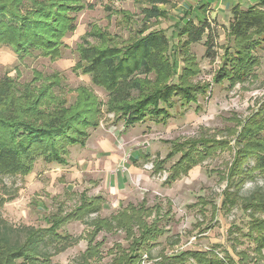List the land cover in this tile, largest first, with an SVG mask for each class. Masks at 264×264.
Listing matches in <instances>:
<instances>
[{"label":"rangeland","instance_id":"obj_1","mask_svg":"<svg viewBox=\"0 0 264 264\" xmlns=\"http://www.w3.org/2000/svg\"><path fill=\"white\" fill-rule=\"evenodd\" d=\"M84 2L88 8L76 15V30L66 36L61 58L51 60L38 51L21 58L11 47H0V81L14 80L21 93L26 85L49 86L48 97L43 101L48 108L74 104L78 91L83 87L105 103L108 94L93 85L90 76L77 70L80 59L77 50L84 39L92 45H99L101 39L92 36V33L99 32L101 36H108L109 45L126 47L138 38L141 30H145V33L162 30L169 36L170 45L177 48L173 53L178 63L176 73L178 76L183 73L189 63L186 57L194 58L201 71L190 81L203 85L205 95L199 96L198 103L185 107L181 106L180 97H177L171 109L172 116L166 122L156 123L147 119L143 124L126 130L122 129L125 127L122 121L115 120V113L107 112L103 107L99 127L90 130V133L95 130L99 132L91 141L87 138V146H74L76 151L74 149L73 152L74 147L70 149L67 165L46 164L41 159L26 177L0 175V233L5 234L12 243H23L28 227H49V218L72 212L81 205L83 198L92 204L99 199V213H88L84 221L72 220L60 227L61 233L69 234L74 240L73 245L64 252L56 253L48 238L39 242V249L51 258L44 264H84L82 256L96 230L92 222L101 218L111 221L130 204L139 206L146 201L147 207L154 211L161 210L160 220L156 222L163 231L151 245L144 246L140 251L142 257L137 264H163L166 258L191 250L214 252L219 257L230 255L235 264H264V252L259 254L256 251L258 243L251 235L252 238L247 236L251 233L250 220L254 210L244 205L250 200L264 197V174L254 171L247 178L242 174L229 176L240 148V130L247 118L260 110L264 101V46L254 53L260 64L253 77L234 86L228 81L218 85L215 74L222 66L229 32L221 21H210V28H215L214 47L217 55L214 60L206 56V37L199 44L182 45L179 42L180 45L175 46L178 42L173 36L176 26L186 19V10H180L183 4L191 9L193 7L188 0H169L167 6L159 7L165 10L164 15L149 21L144 18L143 9L152 7L150 0ZM193 21L197 24L199 20ZM63 101L65 103H61ZM113 126H117V132L110 131ZM111 136L116 139V147L124 157H129L135 150H143L146 143L149 155L148 160L138 161V166L144 171L143 178L131 176V183L115 193L104 187L98 171L86 174L80 169L87 157L88 162L96 164L97 157L102 155L94 152L97 145L95 138L107 139ZM202 138L224 142L215 155L170 185L166 179L173 163L181 157L180 153L166 161L164 171L155 173L153 163L159 159L165 160L173 143ZM130 158L129 163L132 161ZM248 163L247 166L255 168L254 159L251 158ZM122 167L126 173L128 167ZM157 211L152 217H147L149 222L155 218ZM256 216L264 219V214ZM107 230L94 235L93 245H98V253L90 259L89 264H112L117 246L121 245L125 250L130 246L132 241L123 229L116 227ZM170 261L168 259L167 262Z\"/></svg>","mask_w":264,"mask_h":264},{"label":"trees","instance_id":"obj_2","mask_svg":"<svg viewBox=\"0 0 264 264\" xmlns=\"http://www.w3.org/2000/svg\"><path fill=\"white\" fill-rule=\"evenodd\" d=\"M261 1L247 9L240 5L232 8V18L227 27L228 46H225L222 66L215 74L218 85L228 81L234 86L254 76L260 64L254 53L264 46V0ZM168 3L169 0H150L152 7L143 9L144 18L149 21L164 15L165 10L159 7ZM87 8L84 0H0V47H11L21 58L38 51L45 58L59 59L66 36L76 30V15ZM210 27L211 23L206 18L198 24L192 19H184L173 34L178 39L175 46L199 44L206 37V56L214 60L217 55L215 28ZM92 34L101 42L92 45L85 38L77 50L80 59L76 66L78 71L91 77L93 85L108 94L107 102H102L83 87L78 91L74 104L48 108L43 101L48 97L49 86L26 85L21 93L14 80L0 81V175L26 177L41 159L46 164L67 165L70 149L77 145L83 147L90 130L99 127L103 107L107 112L115 113V120L122 121L128 129L143 124L147 119L156 123L166 122L172 116L171 109L177 97H180L181 106L185 107L198 103L199 96L205 95L203 85L190 81L201 71L194 58L186 57L189 63L183 73L179 76L176 73L178 63L173 53L177 48L170 45L171 40L164 31L145 33L141 30L138 38L126 47L109 45L108 36H101L99 32ZM247 119L239 133L240 148L229 176L242 174L247 178L254 171L264 174V101L260 110ZM218 141L202 138L171 143L172 149L166 159L153 163L154 171L157 174L164 171L166 161L180 153L181 157L173 163L166 179L170 185L215 155L224 142ZM145 158L148 159V156ZM251 158L255 161V168L247 166ZM100 204L99 199L92 204L83 198L81 205L72 212L49 218V227H28L23 243H12L0 233V264L49 262L50 255L39 249V242L48 238L56 253L64 252L74 240L69 234L61 233L60 227L72 220L84 221L88 213H99ZM244 205L254 210L250 220L251 233L247 236H252L258 243L256 251L262 255L264 219L260 220L256 214H264V197ZM160 211L151 222L147 217L153 216L154 211L145 206L123 210L111 221L95 219L92 223L96 230L82 256L84 264H89L98 253V245H93L94 235L103 229L111 231L116 227L123 229L132 242L126 250L121 245L117 246L112 264H137L142 257L140 251L144 246L151 245L163 231L156 222L160 220ZM168 259L171 261L167 262ZM163 264H235V261L230 255L219 257L214 252L191 250L168 257Z\"/></svg>","mask_w":264,"mask_h":264},{"label":"crops","instance_id":"obj_3","mask_svg":"<svg viewBox=\"0 0 264 264\" xmlns=\"http://www.w3.org/2000/svg\"><path fill=\"white\" fill-rule=\"evenodd\" d=\"M188 1L189 3L193 4V7L191 6L192 9L189 6L183 4V9L180 10V12H183L184 10H186L185 18L192 19V20L198 19L199 21L205 18L208 19L209 21H213V20L221 21L223 25L226 27H228V24L232 18L231 10L236 5H240L241 8L247 9L250 7L257 6V4L262 3L261 0H188ZM122 129L126 130L127 128L123 126ZM97 132L99 131H96V130L91 131L88 141H91L92 140L91 138H94ZM111 138L114 139L113 136H111ZM111 138L104 139L102 137H99V138L96 137L95 143L97 145H95L96 150L94 152L97 155L98 154H102V155H100V157H97V159L95 156V159L97 161L96 164L95 162L92 163V161L88 162V157H87L86 158L87 160L83 162V164L85 165L81 166L82 168L80 167V169H82V171H86L85 172L86 174H90L91 172H93V170L95 172L98 171L99 176L103 178V182L105 184L104 187L107 189H110L111 192L115 193L121 188H124L126 184L131 183L130 182V180L132 179L131 176H136V178H143L144 171L138 165H139L140 160L141 159L144 160L146 156H148V159H149V155H148V152L146 151L148 149V146L146 143L145 146H143V150H135V153L129 156V158L132 157L131 163H129V159L127 163H124V160L127 158V156L124 157V154L120 153V151L118 150V147H116V139L111 140ZM74 149L76 151V148L74 147L71 150V152H73ZM125 165L128 167V169L126 170V173L123 172L124 169L122 167ZM78 175L79 174H77V176ZM144 206L146 208H150V207H147V202L144 201L139 206H134L130 204L128 207L124 208V210L131 211L132 208L139 209ZM150 209H153V208H150Z\"/></svg>","mask_w":264,"mask_h":264},{"label":"built area","instance_id":"obj_4","mask_svg":"<svg viewBox=\"0 0 264 264\" xmlns=\"http://www.w3.org/2000/svg\"><path fill=\"white\" fill-rule=\"evenodd\" d=\"M110 131L111 132H117V127H115V126H113L112 128H110ZM128 159H129V157H127L125 160H124V163H127L128 162Z\"/></svg>","mask_w":264,"mask_h":264}]
</instances>
